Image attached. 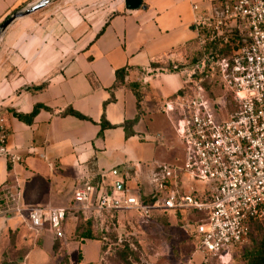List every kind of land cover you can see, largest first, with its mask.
<instances>
[{
	"label": "crops",
	"instance_id": "1",
	"mask_svg": "<svg viewBox=\"0 0 264 264\" xmlns=\"http://www.w3.org/2000/svg\"><path fill=\"white\" fill-rule=\"evenodd\" d=\"M36 1L0 0V22ZM222 1L143 0L128 8L125 0H54L8 26L0 42V109L9 152L22 160L8 155L0 161V264H51L58 253L59 238L48 225L33 227L29 208H69L62 246L76 230L77 190L90 188L91 204L104 192L128 193L135 178L144 182L140 194L154 191L142 178V163L155 142L153 107L168 96L158 91L157 81L179 73L173 92L187 85L184 70L170 67L205 53L209 37L195 20L216 15ZM121 68L142 95L136 133L129 137L123 124L138 115V97L127 85L114 87ZM103 118L114 127L100 138Z\"/></svg>",
	"mask_w": 264,
	"mask_h": 264
},
{
	"label": "built area",
	"instance_id": "2",
	"mask_svg": "<svg viewBox=\"0 0 264 264\" xmlns=\"http://www.w3.org/2000/svg\"><path fill=\"white\" fill-rule=\"evenodd\" d=\"M233 19L240 26L233 25ZM195 23L222 38L221 45L235 30L243 40L229 56L204 54L186 67L192 77L191 97L165 103L166 113H179L175 127L187 146L184 165L155 168L149 201L140 193L104 192L91 204L90 188H85L76 191L75 208L84 212L134 209L147 217L156 212L180 213L195 221L196 229L191 224L187 229L200 251L231 259L250 245L254 223L264 220V0H223L216 15L197 18ZM218 77L236 103L224 121L216 119L207 98V85L214 86ZM8 140L0 109V161L8 155L21 161L20 154H10ZM68 211L64 206H36L28 209V217L33 227L48 225L62 238Z\"/></svg>",
	"mask_w": 264,
	"mask_h": 264
},
{
	"label": "rangeland",
	"instance_id": "3",
	"mask_svg": "<svg viewBox=\"0 0 264 264\" xmlns=\"http://www.w3.org/2000/svg\"><path fill=\"white\" fill-rule=\"evenodd\" d=\"M245 34H249V30H245ZM185 69L186 67L182 69L184 70L183 74L189 82L192 77L188 68ZM176 76H180V74L164 75L157 81L158 91L168 96L158 106L153 107L155 112L149 119L153 141L155 142H152L154 147L148 150L146 162L142 163L144 169L142 178L147 181L150 191L155 188L152 184L153 171L151 168L153 166L154 168L159 165L181 167L187 157V146L175 127L179 117L178 110L168 114L164 109L167 100L178 101L181 99L180 94L173 92L176 87ZM184 87L186 88L184 89V96L189 99L193 88L190 85L187 87L186 84L183 85ZM212 87V94L207 91L209 95L207 98L214 108L215 117L219 121L227 120L229 112L235 109L232 102L234 99L228 98L231 92L224 87L220 77L217 78ZM154 100L157 99L154 98ZM148 163L150 166L147 165ZM135 182L128 181L125 191L139 193V187L143 186L144 182L140 184L139 179L136 181V178ZM74 212L77 216L82 214L81 210L75 209ZM91 214H85L87 217L93 216L88 219L89 221L80 219V223L85 229L92 227L96 235L104 236L103 242L108 244L107 250L102 255L98 240L88 239L77 242L72 241L75 238L73 235L68 238L69 245H60L61 249L59 248L51 264H64V262L69 264L70 262L74 264L79 262L81 264H102V262L103 264H122L121 257L115 248L118 244L117 240L131 244L135 250L132 258H138V264H243L245 262L237 252L233 254L231 259L205 255L197 248L196 237H193L187 229V226L191 224L195 230V221L185 218L182 214L179 217V214L173 212H156L151 217H147L139 210L134 209ZM78 221L79 218H77ZM262 233L263 230L259 227L254 228L252 237L256 240L254 246H251L252 248L261 240ZM64 237L59 238V241L64 242Z\"/></svg>",
	"mask_w": 264,
	"mask_h": 264
},
{
	"label": "trees",
	"instance_id": "4",
	"mask_svg": "<svg viewBox=\"0 0 264 264\" xmlns=\"http://www.w3.org/2000/svg\"><path fill=\"white\" fill-rule=\"evenodd\" d=\"M9 16L10 15H7L6 18H8ZM1 23L2 22H0V25H1ZM202 33L205 36L209 37V39L207 40V42L203 46L204 50H205V53H202L203 51H201L200 54L195 58L196 60L201 58L202 55H204V54H207L210 57L229 56L231 54V52H232V49L235 48V47H238L239 44L243 40L240 32L239 31H235V32H232V33L228 34V36H229V41L228 42H226L224 45H220V41L222 40V38L217 37L215 34H212L210 29L203 28L202 29ZM193 61H191L189 63H186V64H183V65L171 66L170 68H171L172 71H176L177 72V71L182 70L185 66H188L189 64H191ZM116 74H117V80H116V82L114 84V87L116 88L119 85H127L128 87H130L132 90L135 91V94H137V97H138V102H137V107L139 109L138 115L134 119L126 120L124 122V124H123L124 127H125V130H126V136L129 137V136L134 135L136 133L135 130H134V126L140 120V115L142 113L141 104H140V101L142 99V95L139 92V90H137V87L139 86L138 82H128V81H126V75H127V69L126 68L118 69L116 71ZM189 85L191 86V83L188 82L187 83V87ZM212 88L213 87L207 85V90L210 91L211 94H212V91H211ZM184 89H186V88L184 87V88L179 89L176 92V94L184 95V92H185ZM228 98L233 99L231 94L228 95ZM232 102H233V104L235 106V109H236L235 101L233 100ZM39 108H40V106H37L34 109V111L32 112V115H35L37 113V111L39 110ZM235 109L233 111H235ZM68 112L72 113V114H75V115H77V116H79L81 118H86L84 115L78 113L77 111H75L73 109H69ZM19 115L21 117H23V115H21V114H19ZM101 126L102 127H101V130L99 132V137L100 138L104 137V134H103L104 129L110 128V127H114V125L111 124L110 122H108L105 118H103ZM152 196H153L152 194H149V195L142 194V199L144 201H149L152 198ZM81 212H82V214L77 216V218H79V221L77 222L76 230H75V233H74L75 239L76 240H85V239L100 240L101 241V253L103 255V253L108 248V244L103 242L104 236L96 235L95 232H94V229L92 227H88V228L85 229L83 227V225L80 223V219H87L88 220V219H91L93 217V216L92 217L91 216L87 217L85 214H88V213H92L93 214V213H99V212H97V211H90V212L81 211ZM175 214H179L178 215L179 217L181 216L180 213H175ZM255 227H259L261 230H263V233H262L261 240L258 242V244L254 248H252L251 246H254V242L256 240V238L252 237V233H253V230H254ZM253 230H252V233H251V238H252L251 244L246 246V247H244L240 251H238L237 254H239L240 257L245 260V262L243 264H264V220L255 222L254 225H253ZM117 243L118 244H116L117 246H115V248H116V252L121 257L122 264H138L137 263L138 258H136V257L132 258V254L135 252V250L131 246V244L128 243V242L119 241V240H117ZM60 245H61L60 241L57 240V243L55 244V247H56L55 251L56 252H58V250L60 248ZM205 255H211V256L220 258L219 256L212 255L210 253H206ZM67 264H69V263L67 262ZM102 264H103V262H102Z\"/></svg>",
	"mask_w": 264,
	"mask_h": 264
},
{
	"label": "water",
	"instance_id": "5",
	"mask_svg": "<svg viewBox=\"0 0 264 264\" xmlns=\"http://www.w3.org/2000/svg\"><path fill=\"white\" fill-rule=\"evenodd\" d=\"M54 0H37L36 2L29 4L21 9H18L14 11L8 18H6L0 25V42L1 37L5 30L8 28L9 25H11L16 19L28 15L36 10H39L48 4H50ZM143 0H125L126 6L128 8H137L141 6ZM118 189H123L124 185L122 183L117 184Z\"/></svg>",
	"mask_w": 264,
	"mask_h": 264
}]
</instances>
